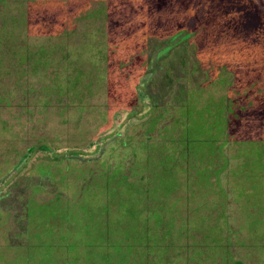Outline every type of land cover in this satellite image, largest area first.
I'll return each mask as SVG.
<instances>
[{"label":"rangeland","instance_id":"obj_1","mask_svg":"<svg viewBox=\"0 0 264 264\" xmlns=\"http://www.w3.org/2000/svg\"><path fill=\"white\" fill-rule=\"evenodd\" d=\"M0 38V48L14 51L0 54V191L6 193L0 198V264H23L13 245L22 240L19 234L13 238L23 222L25 196L34 188L36 198L54 192L72 197L88 170L103 171L120 156L137 167L153 153L136 143L155 110L145 108L139 92L150 103L191 97L203 104L232 95L224 76L239 86L264 81V0H10L0 11ZM23 46L34 53L47 49L49 66L22 75L17 62ZM75 75L78 81L71 84ZM26 85L32 91L23 98ZM54 85L61 89L54 93ZM241 122L233 139L261 132L251 112ZM104 132L110 136L99 141ZM92 140L97 144L82 148ZM40 144L53 152L36 148L27 154ZM153 144L161 145L162 136ZM81 148L78 157L62 156ZM224 153L229 169L219 175V188L213 179L191 195L180 185L168 199L176 209L173 223L177 227L186 217L192 229L207 231L221 225L223 234L234 233L233 259L264 264V182L257 177L252 188L238 177L235 143ZM102 175H91L84 191L92 193V202L101 200ZM226 187L230 191L221 196ZM240 191L252 202L235 196ZM221 260L209 256L202 264Z\"/></svg>","mask_w":264,"mask_h":264},{"label":"trees","instance_id":"obj_2","mask_svg":"<svg viewBox=\"0 0 264 264\" xmlns=\"http://www.w3.org/2000/svg\"><path fill=\"white\" fill-rule=\"evenodd\" d=\"M9 1L0 0V11L7 9ZM4 40L9 41L8 36ZM20 50L17 66L22 75H34L41 67L49 66L47 49L39 48L34 53L23 46ZM13 52L8 46L0 48L1 55ZM77 81L75 75L70 82ZM223 81L232 95L203 104L195 103L191 97L178 98L175 103L167 98L150 103L149 96L139 92L140 99L147 100L145 108L155 110L144 125L142 140L137 139L136 143L141 142L145 152L153 153L146 155L137 167L132 166L130 157L122 155L103 171L88 170V176L79 184L80 191L72 197L54 192L49 197L36 198L35 188L30 191L21 209L23 222L17 217L21 227L13 238L22 240L13 244L21 252L22 263L173 264L182 259L183 264H202L209 256H219L222 264H241L230 253L234 234L231 230L223 234L221 230L225 227L216 224L210 225L208 231L192 229L186 217L176 227L173 223L176 209L173 202H168L180 185L191 195L194 187L208 185L213 179L217 187L219 175L229 169V158L224 153L229 143L236 144L235 158L239 162L233 170L238 172V177L252 184V188V181L257 177L264 182V81L260 85L251 81L244 86L237 85L229 76H224ZM54 86V93L61 89L59 85ZM31 91L26 85L23 98ZM248 112L260 122L261 132L256 133V138L233 139ZM163 114L165 118L160 120ZM168 124H172L171 129H167ZM104 134L99 141L110 136ZM157 135L162 136L159 146L153 144ZM96 144L92 140L82 148ZM36 148L53 152L40 144L28 147L27 154ZM82 148L63 152L62 156L78 157L84 153ZM95 173L104 176L99 202L90 200L92 193L84 194ZM4 181L1 179L0 184ZM228 191L227 187L221 189V196ZM5 195L0 191V198ZM235 196H244L252 202L242 191ZM221 200L223 203L224 197ZM260 210L264 211V204ZM261 227L259 241L262 240L264 249V224Z\"/></svg>","mask_w":264,"mask_h":264}]
</instances>
